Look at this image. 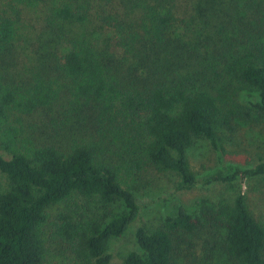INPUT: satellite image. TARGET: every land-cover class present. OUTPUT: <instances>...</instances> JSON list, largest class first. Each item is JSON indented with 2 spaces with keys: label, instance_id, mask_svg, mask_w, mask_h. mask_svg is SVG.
<instances>
[{
  "label": "trees",
  "instance_id": "16d2710c",
  "mask_svg": "<svg viewBox=\"0 0 264 264\" xmlns=\"http://www.w3.org/2000/svg\"><path fill=\"white\" fill-rule=\"evenodd\" d=\"M240 1L0 0V174L8 183L6 189L0 185V264H44L47 210L75 195L95 199L104 211H122L108 221L107 215L62 214L56 235L73 246L69 264H110L112 240L140 216L135 193L106 157L110 147L88 141L69 149L56 142L37 145L11 124V112L49 109L68 88L72 111L99 106L131 153L139 148L129 132L142 128L144 163L174 173L178 190L191 191L200 181L189 164L190 147L204 139L221 154L217 129L233 132L234 121L245 115L225 100L221 84L253 91L254 107L264 112V0ZM36 32L42 76L24 88L9 78L5 58ZM116 141L113 136L111 143ZM258 180L264 181V160L253 167L221 164L203 185L236 193L206 203L197 214L179 206L158 229L138 228L139 251L123 264H173L177 235L201 232H208L211 252L222 251L232 264H264V226L241 187Z\"/></svg>",
  "mask_w": 264,
  "mask_h": 264
},
{
  "label": "rangeland",
  "instance_id": "374dc122",
  "mask_svg": "<svg viewBox=\"0 0 264 264\" xmlns=\"http://www.w3.org/2000/svg\"><path fill=\"white\" fill-rule=\"evenodd\" d=\"M249 3V0H241L239 4L249 5ZM246 9L248 17L249 6ZM234 18H238L235 13ZM38 33L25 37L20 44L16 42L12 58L9 56L5 58L7 60L4 67L7 69L9 78L24 88L32 85L42 76L35 41ZM66 52V49H61L60 56L64 57ZM65 81L67 82H62L65 85L72 84L69 80ZM221 85L226 89L225 100L231 105H240L245 115L234 121L233 132L223 127L217 129L221 154L204 139L196 140L190 147L189 164L200 181L199 185L191 191L178 190L180 179L174 173L161 172L144 163L140 152L145 139L142 138L144 136L142 128L135 126L133 133L128 131L131 139L133 135L137 136L132 141L139 148L136 154L131 153L130 146L127 147L124 143L125 137L113 135L114 130L111 131V127L107 126L106 119L100 115L98 105V109L95 106L85 105L86 108L80 112L72 111L70 102L71 99L74 100V97L67 92L68 88L64 89L58 102L49 109H39L29 115L13 110L10 122L22 128L23 136L37 145L56 142L69 149L75 143L88 141L112 149V152L106 153V157L109 162L117 166L122 182L135 193L140 206V216L136 224L123 237L113 239L109 247V253L112 255L110 264H123V260L130 252L139 251L135 240V232L138 228L158 229L166 217L176 214L179 206H183L190 213L197 214L206 203L218 202L221 197L236 193L226 186L203 185V180L211 176L221 164L233 163L242 167H253L264 160V112L254 107L258 101L257 95L238 84L228 86V83L223 82ZM65 94H68V97ZM80 103L82 104V101ZM81 119L85 123L82 122L79 127L75 126L72 132H68L70 127ZM113 136L117 138V141L111 143ZM1 137L0 133V140ZM2 153L8 158L6 153ZM137 161L140 162L138 167L135 166ZM0 185L3 189L8 186L5 176L1 174ZM241 187L246 192L251 212L264 226V181L246 182ZM121 211L119 206H113L104 211L95 199L79 195L48 208L49 223L46 229L48 254L44 264H69L75 259L73 246L56 235L57 226L63 223L60 218L62 214L79 219L103 218L107 215L105 220L108 221ZM177 237L173 264H232L222 251L211 252L208 232L194 235L179 233Z\"/></svg>",
  "mask_w": 264,
  "mask_h": 264
}]
</instances>
